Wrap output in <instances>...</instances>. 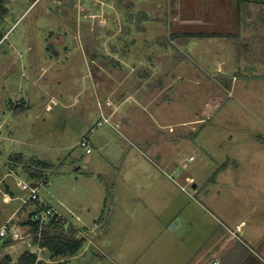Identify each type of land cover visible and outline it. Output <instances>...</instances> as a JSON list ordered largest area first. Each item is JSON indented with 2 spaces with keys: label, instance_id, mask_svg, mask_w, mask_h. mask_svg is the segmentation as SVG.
<instances>
[{
  "label": "rangeland",
  "instance_id": "obj_1",
  "mask_svg": "<svg viewBox=\"0 0 264 264\" xmlns=\"http://www.w3.org/2000/svg\"><path fill=\"white\" fill-rule=\"evenodd\" d=\"M134 2L136 5L131 12L146 10L150 17V21L144 22L147 27L143 34L136 27L133 31L130 29V20L115 0H0V31L5 35L0 45V229L11 220L14 225L9 231L13 241L9 239L0 249V259L9 253L16 261L25 250H29L36 252L39 259L53 264L63 261L65 264H114L109 258L110 246H116L122 240L124 255L132 243L130 236L112 238V244L108 235L99 237L94 236L96 232L90 235L80 232L78 237H85L87 244L79 257L51 260L47 250L34 245L32 235L21 225L29 212H20L29 192L22 191L17 182L22 180L33 186L37 182L28 179L21 168L11 170V154L22 153L27 158L55 164L56 170L47 173L48 183H41L40 198L47 200L59 212L64 203L70 202L82 218L74 223L88 227L90 231L96 221L102 224L99 211H105L108 197L112 199L109 179L94 174V161L99 156L102 158L103 153L119 148H141L149 159L156 164L159 162L158 165L164 166V160L170 162L174 159L178 172L173 177L178 183H183L184 176L197 177L195 182L190 183L189 180L186 185L192 194L196 182L205 184L207 177L210 182L224 164L235 170L239 164H252L255 150H264V77H256L252 56L247 51L250 43L246 47L245 41L238 45L241 69L236 72L233 70L235 66L218 71L216 57L206 52L203 56L209 57V68L193 73L185 69L179 77H170L174 80V87L165 96L171 102L163 105L162 97L150 105L146 113L138 108L128 110L134 119L144 120L137 126L138 132L134 131L136 126L126 123L119 127L114 121L103 127L98 125V121L103 122L104 118L92 107L99 106L98 103L102 107L107 106L104 99L95 98L96 89L89 74L106 80V73H101L93 60L99 58L112 69L114 62L106 55H113L115 46L122 49L126 37L148 39L150 45L138 41L135 48L139 55L144 56L147 49L151 53L162 50L158 44L160 40L156 44L154 41L158 35H163L161 43L168 47L166 54L175 55L176 42L170 40L169 34L179 31L174 28L178 9L186 12V16L190 12L198 18L213 14L218 18L219 28L209 24L204 26L197 19L201 24L197 23L198 26L187 30L189 32L231 33L238 29L235 23H228L236 18L237 0ZM201 40L200 48H208L210 41ZM185 58L188 65L195 63L203 68L205 58L202 56L192 58L193 62L188 56ZM230 61L235 64L233 57ZM235 74L237 78L233 79ZM223 75L233 80L231 92L221 82L227 80ZM103 86L101 92L104 93L106 89ZM147 91L153 94L152 90ZM17 99L27 103V110L19 115L10 113V106ZM52 101L56 104L52 105V110H46L47 103ZM206 106L211 108L204 115ZM198 118L206 121L197 124L195 132L177 124ZM163 123L177 124L176 133L161 130L159 126ZM170 137L177 142L167 143ZM84 138L90 141L91 154L80 145ZM80 163L84 173H74ZM99 169L103 170L102 167ZM229 192L225 200L220 199L228 208H237L239 203L241 207L248 208L251 204L240 198L237 189L231 188ZM192 196L196 197L195 194ZM0 242L4 240L0 239Z\"/></svg>",
  "mask_w": 264,
  "mask_h": 264
},
{
  "label": "crops",
  "instance_id": "obj_2",
  "mask_svg": "<svg viewBox=\"0 0 264 264\" xmlns=\"http://www.w3.org/2000/svg\"><path fill=\"white\" fill-rule=\"evenodd\" d=\"M252 10L256 19L259 13L264 12V0H253ZM176 11L174 28L179 29L176 33H196L187 30L198 26L197 23L201 24L197 19H200L204 26L208 24L213 25V28L220 26L216 23L218 18L215 14L211 17L198 18L190 12L186 16V12L183 13L179 9ZM228 23H235L238 29L231 33L213 32L224 36L203 38L210 41L207 43L209 47L204 49L200 48L201 38L190 39L188 43L176 42L175 55L166 54L168 47H164L161 43L163 35H158L154 41L156 44L160 40L158 44L162 50L151 53L147 49L144 51L146 53L144 56L139 55L140 52L135 48L138 41L150 45L148 39L126 37L122 49L115 46L112 48L113 55H106L114 62L112 69L99 58L93 60L98 70L106 73V80L102 76L91 77L89 74L96 89L94 96L98 100L104 99L107 108L98 103L99 106H93L92 110L98 111L104 119L109 120L104 124L114 121L116 127H119L126 123L129 126H136L134 131L138 132L137 126L142 125L144 120L134 119L131 111L128 110L138 108L146 113L149 106L156 104L162 97L163 105L171 102V99L165 96L174 87V80H170V77H179L180 72L185 69L188 73L189 71L193 73L196 70L203 72L209 68V57L203 56L206 52L216 57L215 67L218 71L230 70L231 66H235L234 72L241 69L237 47L239 41L229 36L237 35L239 32L237 7L235 20L231 19ZM130 24L133 26L132 23ZM144 24L141 23L142 34L147 27ZM253 26L254 71L256 77H264V17L260 21L254 20ZM216 46H219V49H216ZM185 56H188L191 62H193L192 58L202 56L205 58L203 68L195 63L188 65ZM232 57L235 59V64H231ZM236 74L233 79L237 78ZM102 86L106 89L104 93L101 92ZM232 87L229 92L232 91ZM121 89H125L126 92ZM148 89L152 90L153 94H149ZM51 99L56 100L54 97ZM54 101L47 103L46 110H52V105L56 104ZM210 108L211 106H206L203 114L207 115ZM26 110L27 103L19 99L10 106V113L15 115L22 114ZM204 121L206 119L198 118L177 124L182 125L181 127L187 126L195 132L196 125ZM100 122L102 121H98V125ZM177 124L163 123L159 128L176 133ZM13 140L11 138V141ZM166 142L172 144L177 140L170 137ZM253 153L252 164H239L235 170L234 167L224 164L214 174L212 181L209 182L207 177L205 184L199 185L196 182L197 185L192 193L196 197L187 191L186 185L189 180L190 183L195 182L197 177L184 176L183 183H178L173 177V174L178 172L174 159L170 162L164 160V166L158 165L160 163L156 164L149 159L141 148H119L113 152L103 153L102 158L99 156L94 161V174L109 179L112 205L106 212L99 211L102 224L96 221L90 231L88 227L74 223L82 218L70 202L63 204L61 212L47 200L45 202L61 215L66 221L64 224L66 227L77 229L78 234L83 232L90 235L96 232L94 236L108 235L111 238L110 243L112 238L119 236L132 237L130 248L127 247L124 255L121 248L122 240L119 239L120 242H117L116 246H110L109 258L114 264H215L216 262L264 264V160H262L264 150H255ZM158 156L163 155L158 154ZM76 167L74 173H84L81 172L82 163L77 164ZM100 167L103 170L99 169ZM231 188L237 189L240 198L251 203L248 208L241 207L240 203L237 208L234 206L228 208L221 203L220 199L225 200L224 197H227ZM126 241L129 242L127 239Z\"/></svg>",
  "mask_w": 264,
  "mask_h": 264
},
{
  "label": "trees",
  "instance_id": "obj_3",
  "mask_svg": "<svg viewBox=\"0 0 264 264\" xmlns=\"http://www.w3.org/2000/svg\"><path fill=\"white\" fill-rule=\"evenodd\" d=\"M116 4L123 9V13L130 23L137 29H141V23L150 21L149 15L146 10H139L138 12H131L135 8V2L126 0H115ZM253 2L251 0H237V15L239 23V32L237 35H229L230 37L236 38L239 43L241 41L246 42L248 55L252 56L253 59V22L254 20L260 21L264 17V12L258 14L257 18L254 19V13L252 10ZM130 11V12H129ZM263 21V20H262ZM133 26L130 29L134 30ZM222 34H207V33H171L169 34L170 40L175 42L188 43L193 38H210V37H222ZM5 35L0 31V45ZM238 43V45H239ZM237 45V47H239ZM249 49V50H248ZM240 51V50H239ZM241 52V51H240ZM223 79L227 76L223 75ZM223 86L228 90L232 87V80L227 78L225 81H221ZM11 170H19L21 168L28 176V179L37 182V184H47L48 176L47 173L56 170V165L52 162L36 159L27 158L22 153H14L9 156ZM1 173V168H0ZM14 195V193H11ZM111 204L110 197L105 202V211L109 209ZM50 206V205H49ZM51 207V206H50ZM45 204L41 200H32L21 209V214L28 212L27 218L23 220L22 226L32 235V243L48 252V257L53 260H70L77 257L83 252L86 247L87 240L85 237H78L77 229L73 227H66L62 224V218L55 214L47 222L40 220H34L33 215L35 213H41L45 210ZM18 211V212H19ZM104 219V216H102ZM11 226L13 220L9 223ZM6 246L4 242H0V249ZM0 264H53L44 259H39L36 252L32 253L29 250H25L15 261L11 254L7 253L0 259ZM59 264H65V261L59 262Z\"/></svg>",
  "mask_w": 264,
  "mask_h": 264
},
{
  "label": "built area",
  "instance_id": "obj_4",
  "mask_svg": "<svg viewBox=\"0 0 264 264\" xmlns=\"http://www.w3.org/2000/svg\"><path fill=\"white\" fill-rule=\"evenodd\" d=\"M109 120L108 119H104L103 122H100L99 123V126H102L104 123H108ZM80 145L86 149V152L87 153H91L92 152V147H91V144H90V141L88 138H84L81 142H80ZM17 186L22 190V191H28L29 192V195L28 197L23 200V204L26 205L28 204L30 201L32 200H41L44 204H45V207L46 209L43 210L41 213H35L33 215V219L34 220H40L42 222H47L49 221L52 217L55 216V214L58 215V217L62 218L61 215L55 211L52 207H50L46 202L45 200H42L39 196V189L41 188V186H43L42 184H37L35 186H33L32 184H28L24 181H18L17 182ZM8 195H5V197H7ZM9 201H11V197L9 196ZM10 221L5 225L3 226L1 229H0V239H3V240H6V239H10L11 241H13L12 237L9 235V231L11 230V228L14 226L11 225L9 226L10 224ZM66 221H64L62 219V224H65ZM34 253V252H32ZM215 264H219L218 262H216Z\"/></svg>",
  "mask_w": 264,
  "mask_h": 264
},
{
  "label": "water",
  "instance_id": "obj_5",
  "mask_svg": "<svg viewBox=\"0 0 264 264\" xmlns=\"http://www.w3.org/2000/svg\"><path fill=\"white\" fill-rule=\"evenodd\" d=\"M21 110H23V108H21ZM9 241V239L4 240V244L8 243Z\"/></svg>",
  "mask_w": 264,
  "mask_h": 264
}]
</instances>
